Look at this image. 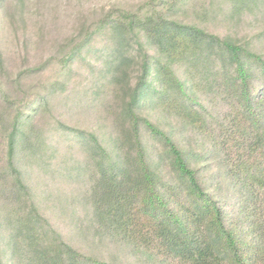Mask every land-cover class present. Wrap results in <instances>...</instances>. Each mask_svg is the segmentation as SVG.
Masks as SVG:
<instances>
[{"label": "trees", "instance_id": "trees-1", "mask_svg": "<svg viewBox=\"0 0 264 264\" xmlns=\"http://www.w3.org/2000/svg\"><path fill=\"white\" fill-rule=\"evenodd\" d=\"M172 1L170 9L184 12L189 0ZM218 10L233 23L244 16L261 19L264 37V0H222ZM166 11L159 5L120 10L86 28L85 43L98 31L109 32L103 67L118 104L113 152L96 134L70 129L77 144L86 145V164L94 165L89 173L97 227L150 264H264V52L252 41L220 37ZM196 79L207 84L193 86ZM200 90L209 94L206 104ZM212 97L225 99V114L208 111ZM143 103L158 105L193 133L209 129L221 173L243 200L236 225L228 224L204 188L189 152L139 114ZM23 121L12 126L7 165L0 168L8 180L7 196H0V264L2 241L10 264H113L68 245L39 208L14 162ZM153 141L160 145L156 154L149 148Z\"/></svg>", "mask_w": 264, "mask_h": 264}, {"label": "rangeland", "instance_id": "rangeland-1", "mask_svg": "<svg viewBox=\"0 0 264 264\" xmlns=\"http://www.w3.org/2000/svg\"><path fill=\"white\" fill-rule=\"evenodd\" d=\"M187 3L183 12L169 8L174 5L172 0H0V168L7 165V137L12 126L18 118L24 120L14 162L52 226L68 245L85 255L113 264L151 262L123 239L99 231L91 203L89 171L94 165L86 164V145L77 144L76 133L70 131L94 133L113 152L117 132L113 117L118 104L103 67L110 52L109 32L98 31L85 43L86 28L91 31L90 27L120 10L135 13L159 5L167 7L170 17L197 22L220 37L252 41L258 52H264L261 19L244 16L240 22H230L218 10L222 0ZM203 84L207 83L193 81V86ZM197 96L203 104L209 101L206 90ZM210 100L208 111L227 112L225 99ZM139 114L189 152L204 188L216 198L228 224L236 225L243 200L234 181L221 173L209 129L206 135L193 133L191 127L156 104L143 103ZM149 145L154 154L160 149L157 142ZM4 174L0 169V196H7ZM7 246L2 241L3 261L10 264Z\"/></svg>", "mask_w": 264, "mask_h": 264}]
</instances>
